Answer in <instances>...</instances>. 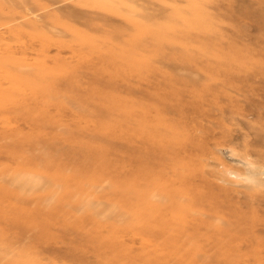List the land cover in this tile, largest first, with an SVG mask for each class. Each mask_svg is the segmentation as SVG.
I'll return each mask as SVG.
<instances>
[{
    "label": "rangeland",
    "instance_id": "374dc122",
    "mask_svg": "<svg viewBox=\"0 0 264 264\" xmlns=\"http://www.w3.org/2000/svg\"><path fill=\"white\" fill-rule=\"evenodd\" d=\"M0 108V264H264V0H0Z\"/></svg>",
    "mask_w": 264,
    "mask_h": 264
},
{
    "label": "bare ground",
    "instance_id": "6f19581e",
    "mask_svg": "<svg viewBox=\"0 0 264 264\" xmlns=\"http://www.w3.org/2000/svg\"><path fill=\"white\" fill-rule=\"evenodd\" d=\"M41 37V36H40ZM50 41V40H49ZM42 47V46H41ZM107 56V55H106ZM108 57H110V55L108 56ZM112 57H110V59H111ZM106 60V59H105ZM110 63H111V61H110ZM107 65H108V63H106ZM124 65H125V63H124ZM108 66H110V65H108ZM42 80V79H41ZM21 85V84H20ZM27 85V84H26ZM26 91V90H25ZM28 92V91H27ZM27 96V95H26ZM31 96H33V102H32V104H30L29 106H31L32 105V108H31V110H32V112L33 113H35V112H38L42 117H44L43 115V113L41 112L42 111V108L43 107H45V105L47 104V95L44 93V91H41L38 87L36 88V90H35V92H34V90H33V94H31ZM13 97V96H12ZM99 97V99L100 98H102V97H100V96H98ZM97 97V98H98ZM28 98H31L30 96H28ZM27 98V99H28ZM51 98V97H50ZM18 99H19V97H18ZM27 99H26V102H27ZM37 99H39V101H37ZM98 99V100H99ZM107 99V98H106ZM105 98L104 99H100V100H106ZM12 100V99H11ZM10 99L9 100H6V101H11ZM49 100V99H48ZM89 100V99H88ZM112 100V99H111ZM18 102H19V100H17ZM13 102V101H12ZM49 102V101H48ZM81 102V101H80ZM102 102V101H101ZM101 102H98L97 103V105L95 106L96 107V109L98 110V111H103V102L101 103ZM5 103H7V102H5ZM21 103V102H20ZM52 103H54V102H52ZM114 102H111L110 100H108L107 102H106V105H108L113 111H116L114 108H115V105L113 104ZM212 103H214V102H209V105L208 106H206V105H203V106H201L200 107V105H197V104H194V103H192V102H189V103H184L183 101H181V102H179L178 103V105L176 106V108H174V110H173V112L174 113H176V114H178V116L179 117H183L182 115L184 114V112H185V110H188L189 111V113H191L190 112V110L191 111H197L198 110V108L200 107V108H202V107H204V106H206L203 110H205V109H207V108H213V106L211 105ZM16 104V103H15ZM19 104V103H18ZM89 104H90V102H89ZM26 105V104H25ZM25 105H23V107L25 106ZM202 105V104H201ZM14 106V105H13ZM26 106H28V105H26ZM25 106V107H26ZM108 106L106 107V108H108ZM7 107V106H6ZM10 108H11V106H10ZM1 109V108H0ZM22 109V107H20V109L19 110H21ZM133 109V107L131 106V109H130V114L132 115L133 114V111L134 110H132ZM171 109H173V107L171 108ZM30 109H29V111H31ZM84 110V109H83ZM107 110V109H106ZM105 110V111H106ZM117 110H118V108H117ZM202 110V111H203ZM28 112V111H27ZM77 112H78V110H77ZM89 112H90V109H89ZM89 112H87V113H89ZM126 112V111H125ZM5 113V112H4ZM86 113V112H85ZM86 113V114H87ZM96 113H97V111H96ZM197 113V112H196ZM86 114H85V116H86ZM91 114V113H90ZM192 114V113H191ZM98 115H99V113H98ZM113 115V114H112ZM94 116H95V114H94ZM111 116V115H110ZM40 117V116H39ZM84 117V116H83ZM88 117V116H87ZM98 117V116H97ZM96 118V117H95ZM99 118V117H98ZM100 119V118H99ZM102 119V118H101ZM112 119V118H111ZM110 119V120H111ZM41 120L42 121H45V120H43V119H40V120H38L37 122H34L33 123V126H34V128L35 129H38V128H40L41 126H39V124H42L43 122H41ZM31 121H35V120H31ZM102 121V120H101ZM161 122V121H160ZM104 123V122H103ZM100 129H103V131H106V132H108L109 131V129L111 128V127H108V125L106 124H104V125H100ZM99 129V130H100ZM173 129H174V135H171V134H168V135H162L161 133H159V134H152L153 136H155V137H153L152 138V140L155 142V149H151V150H149L150 152H165V150H166V146H168V145H171L174 141L173 140H178V141H180L181 142V145L183 146V143H185L184 142V135L183 136H181L182 135V132L184 131V130H180L179 128H176V127H174L173 126ZM180 131H179V130ZM14 130V129H13ZM4 134H6V133H4ZM8 134V133H7ZM8 135H10V134H8ZM158 137V145L156 144V139L155 138H157ZM34 137H36V136H34ZM161 140H160V139ZM19 142V141H18ZM17 142V144H15V145H13L14 146V148L12 147V146H8L11 150H12V152H13V156H15V155H17L16 153H14V152H16L17 151V148L19 147V144H23V143H25L26 145H28V146H33L32 145V143H34L35 142V140L31 137V136H27V137H22V142H20V143H18ZM149 142V141H148ZM162 142V143H161ZM159 149V150H158ZM149 158L150 159H152V155L151 154H149ZM178 166H179V164H178ZM176 167V168H178V170H180L181 171V168H179V167ZM142 168H144L143 169V171L145 172L146 171V169L148 168V167H146V163H144V165H142ZM143 172V173H144ZM177 175H176V177H177V180L179 181V183H180V185H178V189H177V194L181 197V198H184V200L186 201V205H185V207L183 208V210L185 209V212L186 211H189V210H192V211H194V213L195 214H200V215H209V214H211L212 212L211 211H213L216 207H217V205L215 204V202H214V200L212 199V198H209V197H205L204 195H207L205 192H203V188H202V191L199 193V192H197V191H195L194 192V194H195V196H194V198H193V201H192V203L190 202V204H188V201L190 200L189 198H188V196H189V193L187 192V190L186 189H183L184 187H186V185L183 183V182H185V180H187V177H185V175L183 176V175H181V174H179V172H177L176 173ZM147 176H148V174H147ZM205 188V187H204ZM187 197V198H186ZM171 215H174L173 213H171ZM232 215L235 217V218H238V215H236V214H233L232 213ZM240 217V216H239ZM176 218V217H175ZM177 220H180L179 218H177ZM194 222H195V224H193L194 226H193V228H192V233H196V231H198V229L197 228H199L200 226L204 229V231H206V230H208L209 229V227H212V229H214V230H218L216 227H213L212 225H210V223H208V222H204V221H202V220H200V219H198V218H195L194 219ZM217 232H219V231H217ZM208 236V238L207 239H210V235H207Z\"/></svg>",
    "mask_w": 264,
    "mask_h": 264
}]
</instances>
